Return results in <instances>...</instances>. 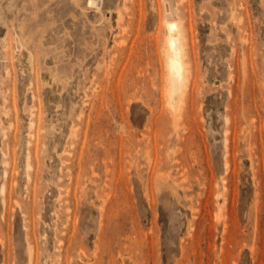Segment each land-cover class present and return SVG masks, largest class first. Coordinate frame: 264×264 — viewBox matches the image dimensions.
Masks as SVG:
<instances>
[{
	"label": "rangeland",
	"instance_id": "obj_1",
	"mask_svg": "<svg viewBox=\"0 0 264 264\" xmlns=\"http://www.w3.org/2000/svg\"><path fill=\"white\" fill-rule=\"evenodd\" d=\"M0 264H264V0H0Z\"/></svg>",
	"mask_w": 264,
	"mask_h": 264
},
{
	"label": "bare ground",
	"instance_id": "obj_2",
	"mask_svg": "<svg viewBox=\"0 0 264 264\" xmlns=\"http://www.w3.org/2000/svg\"><path fill=\"white\" fill-rule=\"evenodd\" d=\"M166 23H167V28L169 30V34L167 33L168 36H167V47H166V55H165L167 68H168L167 70L168 79H170V84L168 88V95H169L168 102L172 107L176 109L177 107L178 108L181 107L179 106V103L182 100L183 91L186 88L185 85L187 81V61H186L187 45L184 39V35L182 31L183 29L181 28L180 20L169 18L167 19Z\"/></svg>",
	"mask_w": 264,
	"mask_h": 264
}]
</instances>
